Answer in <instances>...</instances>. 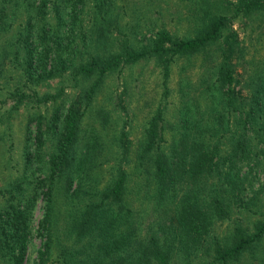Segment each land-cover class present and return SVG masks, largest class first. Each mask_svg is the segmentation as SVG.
<instances>
[{"label":"trees","instance_id":"1","mask_svg":"<svg viewBox=\"0 0 264 264\" xmlns=\"http://www.w3.org/2000/svg\"><path fill=\"white\" fill-rule=\"evenodd\" d=\"M49 1L57 11L56 0H0V29L5 30L13 19L24 14L25 20H18L22 27L18 34L25 47L22 68L27 78L33 72L34 79H38L44 76L42 72L50 75L54 71L64 72L70 66L68 72L74 84H78L76 75L81 79L76 94L66 105L61 102L54 108L44 128L41 116H37L34 141L39 142L45 134L54 135L51 152L37 164V176L25 180L29 184L25 187H19L13 179L12 184L18 190L12 185L0 188L3 199L0 204V264H25L29 221L38 195H42L43 210L36 227L44 239L37 251L36 264H53L52 259L56 264H118L117 261L120 264H240L242 253L248 256L250 264H264V219H258L250 232L235 226L228 242L217 237L209 240L202 235L211 230L210 225L217 215H224L228 210L225 199L239 198L237 194L245 191L247 171L240 172L236 164L250 160L248 169L252 171L261 162L257 156L264 155V72L248 93L243 94L240 88L233 87L232 53H236L237 45L223 32L227 15L218 12L206 18L191 37L171 39L165 30H159L145 49L113 51L106 55L90 52L88 58L71 64L70 56H58L59 52L43 39L45 34L39 37L40 31H36L40 20L45 19ZM104 1L96 0L94 6L100 8ZM234 4L236 9L250 10L264 5V1L239 0ZM4 16H9V20ZM33 17L37 21L34 27ZM96 27L103 31L102 25ZM94 39L99 40L96 35ZM219 40L211 83L214 91L207 92L204 98V113L208 114L209 122L196 120L189 124L185 121L174 125L171 137H166L160 107L147 120L142 141L129 162L119 155L114 171L102 185L98 186L93 179L92 183L87 181L88 187L80 186L74 173L79 168V178L83 177L93 158L84 162L88 153L86 146L77 161L78 122L106 71L150 53L168 61L174 55L192 53ZM36 42L40 44L37 55L30 46ZM63 47L60 45L58 50ZM31 91L37 94L35 87H31ZM9 94H15V99L20 101L24 91ZM42 96L53 100L55 93ZM210 105L217 108L212 112L215 123L210 120ZM198 117L208 121L206 116ZM25 126L30 130L28 123ZM121 146L126 148L125 144ZM28 147L25 143L21 152L27 161L31 153ZM130 175H139L144 181L152 176L150 199L143 201L145 191L141 194V187L134 188L128 183ZM18 180L23 182L21 178ZM143 182L140 181L141 186ZM205 184L209 185L208 189L212 185V200H205L199 191ZM61 187L64 192L59 190ZM68 189L70 198L67 199L74 208L64 209V216L59 219L57 199ZM58 235L67 242L58 246L53 255ZM72 244L75 247L69 249ZM203 254H209L208 259H204Z\"/></svg>","mask_w":264,"mask_h":264},{"label":"rangeland","instance_id":"2","mask_svg":"<svg viewBox=\"0 0 264 264\" xmlns=\"http://www.w3.org/2000/svg\"><path fill=\"white\" fill-rule=\"evenodd\" d=\"M95 1L56 0L57 11L49 1L44 21L40 20V26H36V31H40L39 37L44 33L46 43L59 52L58 56H70L71 64L78 59L88 58L90 52L106 55L113 51L121 53L123 50L130 52L145 49L159 30H165L171 39L191 37L206 18L219 12L227 15L223 32L231 36L237 45L236 53H232L233 87L240 88L243 94L248 93L263 75L264 5L244 10L235 8L234 3L239 0H105L100 8H96ZM70 15H74V18ZM8 18L4 16L6 21ZM19 19L25 20L24 14L13 19L14 22L5 30L0 29V188L12 185L16 190L19 188L12 184L13 179L19 187L28 186L25 180L37 176L38 162L42 157H47L53 148L54 135L51 133L43 135L39 142L34 141L37 116H41V127L44 128L49 116L54 113V108L61 102L66 105L81 85L79 75L75 76L78 84H74L75 81L68 72L70 66L64 72L54 71L50 75L42 72L44 76L38 79H34L36 75L33 72L27 78L22 68L25 47L18 34L22 31ZM35 20L33 17V27L37 24ZM63 23L66 25L63 26ZM97 25L103 26L102 32L97 30ZM94 35L99 39L97 42ZM101 38L104 39L100 40ZM220 42L211 43L192 53L174 55L168 61H164L162 56L144 54L107 70L99 89L78 122L75 140L77 161H80L79 157L83 156L86 146L87 158L83 160L86 163L93 158V161L81 178L79 168L76 169L75 181H79L82 187H88L94 179L100 186L114 171L119 155L129 162L142 141L147 120L160 107L166 137L172 135L174 125L185 121L189 124L196 120L209 122L208 114L204 113V98L207 97V92L214 91L211 83L218 59L216 48L220 46ZM60 45L64 46L61 51L58 50ZM30 46L37 55L40 44L36 42ZM48 67L50 66L47 65ZM31 87L37 89V94L31 93ZM60 87L62 90H59ZM19 91H24L20 101L15 99V94H9ZM44 93H55V97L53 100L44 98ZM216 110L215 105L209 106L210 120L213 123L216 119L212 112ZM199 115L206 116L208 121L199 118ZM59 120L60 118L57 121ZM26 123L30 130L25 128ZM25 143L29 145L31 152L28 161L21 154ZM120 144H125L126 148ZM257 157L261 162L252 171L248 169L250 160L236 164L240 172L247 171L245 191L237 194L239 198L233 196L225 199L228 210L224 215H217L210 225L211 230L202 234L209 240L217 237L228 242L235 226L239 225L250 232L258 219H264V155L261 153ZM20 178L23 182L18 180ZM151 178L149 176V181H144V178L140 180L139 175L129 177L128 183L131 186L141 187V194L145 191L143 201L151 198ZM140 181H144V185L141 186ZM57 185L60 188L59 182ZM208 186L203 185L199 191L205 200H212L214 191L211 190L212 185L209 189ZM59 190L65 191L62 187ZM69 192L70 189L57 199L58 218L64 216V209L70 206V199H67ZM2 201L0 195V204ZM73 208L70 206L69 209ZM42 210V195H38L29 221L25 264H36L37 251L44 239L36 227ZM140 224L143 227L144 221ZM65 242L67 241L63 236L58 235L52 254L55 255L56 248L64 246ZM74 247L75 244H72L69 249ZM208 257L209 254H203L204 259ZM247 259L248 256L242 253L240 264H250ZM51 262L56 264L54 259Z\"/></svg>","mask_w":264,"mask_h":264}]
</instances>
